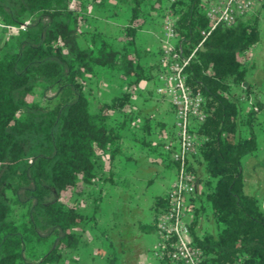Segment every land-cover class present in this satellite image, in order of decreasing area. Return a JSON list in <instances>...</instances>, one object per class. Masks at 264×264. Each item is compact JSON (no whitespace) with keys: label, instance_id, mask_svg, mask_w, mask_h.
I'll return each instance as SVG.
<instances>
[{"label":"trees","instance_id":"obj_1","mask_svg":"<svg viewBox=\"0 0 264 264\" xmlns=\"http://www.w3.org/2000/svg\"><path fill=\"white\" fill-rule=\"evenodd\" d=\"M211 1L0 0V26L22 28L9 35L0 28V264H64L81 243L82 204L100 198L91 186L114 184L116 168L131 160L123 131L133 129V140L175 172L163 149L168 142L149 139L166 124L135 103L157 99L159 51L143 64L149 52L137 38L151 13L171 15L182 58L194 51L186 83L206 109L195 128L207 140L194 158L201 177L188 199L191 244L201 264H264V210L243 192L241 176L242 160L258 150L254 123L264 112V84L243 86V58L260 42L264 0L259 11L218 25L200 43ZM104 13L123 17L115 37L88 27ZM104 78L117 88L106 100L94 95ZM165 207L164 196L153 199L154 216ZM207 211L216 232L199 235L195 227Z\"/></svg>","mask_w":264,"mask_h":264},{"label":"crops","instance_id":"obj_2","mask_svg":"<svg viewBox=\"0 0 264 264\" xmlns=\"http://www.w3.org/2000/svg\"><path fill=\"white\" fill-rule=\"evenodd\" d=\"M261 7L262 3L255 0L253 10L257 12ZM94 19L95 17L88 25L89 29H95L91 27L95 24ZM112 20L114 19L109 18L106 21L105 28L113 25ZM161 21V16L151 13L137 32L142 48L149 52L142 60L143 64L156 61L164 40ZM259 26L260 42L247 51L243 58L247 70L245 84L257 88L262 85L263 80L260 76V80L256 81L253 70L255 65H258L259 70L264 65V9L259 15ZM262 75L264 78V74ZM103 82V85L113 87L116 93L115 83L109 84L107 80ZM100 85L102 83L97 85L94 95L106 100L108 97H101ZM156 98L148 103L136 98V107L143 114H150L166 124L160 134L156 128L149 139L152 142L167 141L171 150H174L175 141L170 138L173 132L171 107L166 98ZM133 132V129L122 132V150L131 160L116 168L115 183L96 182L91 186L90 191L100 198L94 203L82 204L80 209L86 220L81 229V243L74 252L66 254L64 264H106L108 257L114 258V264H163L153 257V252L158 249V237L154 228L152 205L155 197L164 196L170 188L174 180V169L165 168L158 156L148 154L133 140ZM254 132L258 144L262 140L264 142V114L255 119ZM261 143L258 153L242 163L241 176L243 192L255 196L264 210V145ZM193 168L196 170V177H201V168L195 163ZM186 219L189 221L190 216ZM139 227H144L147 231H142ZM195 230L199 235L215 234V226L208 211L205 216L200 217Z\"/></svg>","mask_w":264,"mask_h":264},{"label":"built area","instance_id":"obj_3","mask_svg":"<svg viewBox=\"0 0 264 264\" xmlns=\"http://www.w3.org/2000/svg\"><path fill=\"white\" fill-rule=\"evenodd\" d=\"M255 0H212L205 12L207 30L201 32L202 39L218 25L231 26L238 17L252 11ZM7 30L12 28L0 26ZM161 29L163 44L159 49L158 65L161 71L157 75L154 95L166 98L172 110V130L175 149L165 144L163 149L169 153L175 164L174 180L166 191V207L155 214L154 227L158 237V249L153 257L162 263L201 264V251L191 244L187 216L191 206L188 199L196 188V176L192 173L194 158L199 146L206 142V137L196 133V126L206 118L204 101L200 94L194 93L186 83L185 67L193 56L182 58L175 47L177 36L172 27L171 15L162 18ZM199 43V44H200ZM243 97H240V101Z\"/></svg>","mask_w":264,"mask_h":264},{"label":"rangeland","instance_id":"obj_4","mask_svg":"<svg viewBox=\"0 0 264 264\" xmlns=\"http://www.w3.org/2000/svg\"><path fill=\"white\" fill-rule=\"evenodd\" d=\"M255 11L252 9V11H250V12H248V13H246L245 15H244V17L245 16H250V15H252L253 13H254ZM94 17H95V24H94V26H91L92 28H95V29H97V30H99L100 32H102L103 34H106V35H108V36H116V33H117V26L119 25V26H121L122 24H123V22H124V20H123V17L122 16H118L117 17V19H115V20H112V21H114L113 22V25H110V26H106V28H105V23H106V21L109 19V18H107L108 17V15L106 14V13H104V14H100V15H94ZM88 21H90V19H88ZM118 26V27H119ZM2 29V32L4 33V34H10V33H17V32H19V30H16V29H9V30H7V29H5V28H1ZM253 71H255V75H256V81L257 80H260V76H261V80H263V82H262V85L260 86V87H258V88H261L262 86H263V84H264V78H263V75L262 74H264V65L260 68V70H259V67H258V65H255L254 66V70ZM262 73V74H261ZM106 80V78H104L101 82H100V84L102 83V85H100V89H101V91H100V94H101V97H104V98H107V97H109V96H111V95H113V94H115L114 93V88L113 87H111V86H108V85H103V81H105ZM105 84V83H104ZM143 85H146V84H144L143 83ZM116 92H117V90H116ZM95 94V93H94ZM49 95V94H48ZM100 96V95H99ZM97 98H99L98 96H97ZM242 106V108L244 109L245 108V106H246V104H242L241 105ZM261 114H264V112L263 111H261L260 113H258L257 115H256V118H258ZM258 141V140H257ZM261 143V142H260ZM259 143V144H260ZM259 144H258V150H259ZM261 144H263L264 145V142H263V140H262V143ZM258 150H257V152H256V154L258 153ZM255 154V155H256ZM255 155H253V156H247V157H245L243 160H242V163L246 160V158H250V157H254ZM199 186H200V184H199ZM199 186L197 187V190L199 189ZM248 195V194H247ZM251 196H253V195H251ZM255 197V196H254ZM262 208H263V206H262Z\"/></svg>","mask_w":264,"mask_h":264},{"label":"water","instance_id":"obj_5","mask_svg":"<svg viewBox=\"0 0 264 264\" xmlns=\"http://www.w3.org/2000/svg\"><path fill=\"white\" fill-rule=\"evenodd\" d=\"M243 86H245V83H243Z\"/></svg>","mask_w":264,"mask_h":264}]
</instances>
